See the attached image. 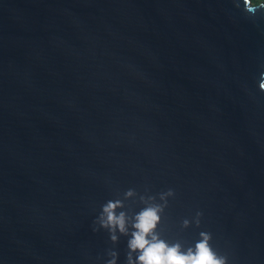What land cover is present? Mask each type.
<instances>
[{
    "label": "water",
    "instance_id": "water-1",
    "mask_svg": "<svg viewBox=\"0 0 264 264\" xmlns=\"http://www.w3.org/2000/svg\"><path fill=\"white\" fill-rule=\"evenodd\" d=\"M262 80L245 0H0V264H135L117 201L264 264Z\"/></svg>",
    "mask_w": 264,
    "mask_h": 264
},
{
    "label": "clouds",
    "instance_id": "clouds-1",
    "mask_svg": "<svg viewBox=\"0 0 264 264\" xmlns=\"http://www.w3.org/2000/svg\"><path fill=\"white\" fill-rule=\"evenodd\" d=\"M245 3L249 10L264 7V0H245ZM258 87L264 91V80ZM126 195L130 197L133 193L128 192ZM120 207L122 204L119 201L105 205L101 224L110 230L118 229L121 233H127L130 223L133 230L128 247L131 252L138 253L135 264H226L225 258L211 249L210 236L206 233H201V239L195 247L186 251L182 250L179 244L169 245L160 239L156 232L162 211L159 205H146L134 215L131 221L124 212H116V209ZM112 239H116L115 235ZM129 264H133L131 255Z\"/></svg>",
    "mask_w": 264,
    "mask_h": 264
}]
</instances>
